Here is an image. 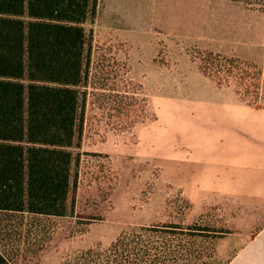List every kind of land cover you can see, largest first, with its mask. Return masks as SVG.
<instances>
[{
  "label": "rangeland",
  "instance_id": "obj_1",
  "mask_svg": "<svg viewBox=\"0 0 264 264\" xmlns=\"http://www.w3.org/2000/svg\"><path fill=\"white\" fill-rule=\"evenodd\" d=\"M85 28L89 88L70 209L0 211V252L11 264H83L80 253L122 235L196 223L225 232L210 254L228 264L264 224L249 180L264 172L229 162L232 116L246 104L203 76L197 58L218 52L264 68V13L232 0H98Z\"/></svg>",
  "mask_w": 264,
  "mask_h": 264
},
{
  "label": "trees",
  "instance_id": "obj_2",
  "mask_svg": "<svg viewBox=\"0 0 264 264\" xmlns=\"http://www.w3.org/2000/svg\"><path fill=\"white\" fill-rule=\"evenodd\" d=\"M232 1L264 13L256 1ZM97 3L0 0V211L68 214L76 181L71 149L83 136L89 88L85 25ZM197 60L218 87H232L241 103L264 109V68L211 51ZM223 233L167 224L80 254L83 264H213L210 251ZM0 264H11L1 252Z\"/></svg>",
  "mask_w": 264,
  "mask_h": 264
},
{
  "label": "crops",
  "instance_id": "obj_3",
  "mask_svg": "<svg viewBox=\"0 0 264 264\" xmlns=\"http://www.w3.org/2000/svg\"><path fill=\"white\" fill-rule=\"evenodd\" d=\"M241 107L246 110L233 114L232 128L234 131L232 130L230 134V141L231 144L235 143V155L237 154L238 158L229 162H247L246 167L264 172V109H256L246 105H241ZM237 128L240 129L238 133ZM249 180L251 185L250 197L264 199V175L261 174L260 178L251 177ZM228 264H264V224L237 251Z\"/></svg>",
  "mask_w": 264,
  "mask_h": 264
}]
</instances>
